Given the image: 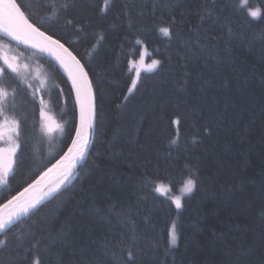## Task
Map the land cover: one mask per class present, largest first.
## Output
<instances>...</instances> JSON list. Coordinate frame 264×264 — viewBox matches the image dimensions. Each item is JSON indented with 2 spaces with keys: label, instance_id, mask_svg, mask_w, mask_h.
I'll use <instances>...</instances> for the list:
<instances>
[{
  "label": "trees",
  "instance_id": "trees-1",
  "mask_svg": "<svg viewBox=\"0 0 264 264\" xmlns=\"http://www.w3.org/2000/svg\"><path fill=\"white\" fill-rule=\"evenodd\" d=\"M114 2L105 14L100 11L105 0H17L33 23L54 20L52 13H59L58 23L46 22L48 34L62 37L85 65L97 120L74 178L0 234L6 241L0 245V264H33L37 259L41 264H113V253L127 264L123 242L130 227L137 234V264H264V22L249 23L250 18L225 10L237 34L228 49L219 39V27L209 31L205 25L199 37L217 38L207 42L219 49L221 63L197 51V56L189 54L185 68V42L197 39L189 27L198 23V12L213 7V0H171L174 8L169 0ZM227 2L216 0V7ZM249 5L264 10L262 0H249ZM173 16L187 22L177 28L179 37L159 31ZM74 18H91V26L78 33L65 25V19ZM145 33L147 55L135 43ZM0 43L15 46L27 59L37 57L47 76L46 88L35 97L34 87L19 74L3 82L10 93L6 115L20 122L27 138L15 178L0 186L3 204L65 152L78 114L70 82L51 59L2 36ZM141 55L163 65L152 72L141 70L136 89L129 92L136 79L131 62ZM186 71L188 83L181 86ZM42 95L47 115L63 125L55 136L42 128ZM205 124L212 129L210 136L203 131ZM188 162L198 185L177 208L174 197L189 175L183 167ZM145 175L148 181H142ZM169 178L171 192L155 191L161 182L168 185ZM114 204L117 212L127 210L126 218L108 213ZM173 225L175 246L170 244Z\"/></svg>",
  "mask_w": 264,
  "mask_h": 264
},
{
  "label": "snow or ice",
  "instance_id": "snow-or-ice-1",
  "mask_svg": "<svg viewBox=\"0 0 264 264\" xmlns=\"http://www.w3.org/2000/svg\"><path fill=\"white\" fill-rule=\"evenodd\" d=\"M161 2H163V0H161ZM262 2H264V0H262ZM169 6L173 8L177 7V5L171 3V0H169ZM68 7L69 5H64L65 10H67ZM113 7H115L114 0H105L104 7L101 8L100 11L106 14L109 8ZM227 9H230L233 15H243L250 18L249 23L256 21L264 22V10L260 7H251L249 5V0H228L227 3L223 4V7L219 8L216 7V0H213V7H205L198 12V23L189 27L190 31L196 33L197 39L195 41L185 42V48L187 49V53L183 56L185 68L187 67L189 54L191 56H197V51L204 54L205 59H215L217 64L221 63L219 59V49L213 50L207 42L208 40L217 38L209 36L205 40H201L199 37L205 25L209 27V31H211L214 26L219 27L222 32V36L219 39L223 41L225 49L227 50L228 45H230L234 39H237V34L233 30L231 22L223 15ZM85 10H87V8H85ZM30 16L31 13L26 14V12L22 10L21 5L17 3V0H0V32H3L18 44H23L42 53H47L48 56L52 57L67 73L71 80L72 88L75 91V100L78 106V123H76L75 127L72 129L74 138L71 139V146L68 147L66 152L59 156L56 163L45 171L37 173V178L28 183L26 187H23L22 191H18L15 194L10 193L6 202L0 204V211L9 209L8 212L0 214V232L8 229L13 225L14 221L18 220L20 217L26 216L33 210H38L37 206L40 205L42 201L56 193L65 182H70L74 178L77 165L85 159V154L89 147L90 136L97 120L96 95L93 91L92 81L89 79V74L85 65L65 46V43L61 42L63 39L62 37L57 38L55 32L48 34L51 29L50 27H46V22L49 26L53 22L58 23L60 20L59 13H52L54 20L51 18H47V21L46 19H40L36 23L31 21ZM185 23L187 22L178 21L173 16L168 21V26L159 28V31L169 37L173 35L179 37L177 28L183 26ZM65 25L73 28L78 33H85L87 28L91 26V18L83 21L75 18L65 19ZM42 28H44L43 31L41 30ZM101 39H103V37H101ZM125 39L127 40L128 37H125ZM146 39L147 33H145V39L135 40V43L141 45L145 52H147ZM0 60L3 61V63L0 64V139L7 145V147L0 148V185H6L9 184L10 176L13 179L15 178L23 161L25 149L27 148V138L21 135L20 122L15 119L9 121L6 115V112L11 110L6 102L10 93L2 86L3 82L10 74H19L20 66L16 63V57L3 55L0 57ZM131 63L136 69V79L132 81L129 92L136 89L137 82L140 79L141 69L152 72L163 65L160 59H152L151 63L145 65L143 55L140 56L138 64L136 62ZM24 67L27 68V65H24ZM189 75L190 73L187 71L184 73L185 78L182 80L181 86L187 85V77ZM43 83L44 81H41V84ZM28 87L31 88V85H28ZM224 87H228L227 83H225ZM60 91L62 92V89ZM12 95L14 97L15 89ZM33 96L35 97V92H33ZM125 99H127V97H125ZM39 103L41 105L40 115L41 117H45L44 107H46V105L42 96L39 97ZM45 119H47L48 122L44 123L42 128L47 131L48 134H51L56 129L63 132V125L55 124L50 118L45 117ZM176 123L179 124L180 121L177 120ZM202 127L206 135L210 136L212 134V129L207 124ZM193 142L203 143V140L194 138ZM183 167L188 171L189 175L186 180L182 181L183 186L179 189L180 195L174 197L177 208L182 207V198L185 195L193 193L198 185V177L194 178L196 173L191 167V162L185 163ZM56 170L59 172V179L54 185L47 184L46 178ZM141 179L142 181H148L150 178L145 175ZM151 183L156 184V181L152 180ZM173 186L174 183L171 178H169L168 185L161 182L155 187V191L169 193L172 191ZM117 207L118 206L115 204L109 206L108 213L115 214L118 218H126L128 215L127 210L121 207L120 211L117 212ZM95 211L102 220L107 219V216L100 209H96ZM109 227H111L110 221ZM49 240L55 243L56 238L50 235ZM136 241V231L134 228L130 227L128 238L123 242L126 248L127 264H137L136 249L138 245ZM5 243L6 241L0 240V245H4ZM38 243L39 242H37V244ZM177 243L178 236L176 234L175 225H173L170 244L175 246ZM33 247H36V245ZM33 264H41V261L37 259ZM113 264H121L120 259L116 257L114 253Z\"/></svg>",
  "mask_w": 264,
  "mask_h": 264
},
{
  "label": "rangeland",
  "instance_id": "rangeland-1",
  "mask_svg": "<svg viewBox=\"0 0 264 264\" xmlns=\"http://www.w3.org/2000/svg\"><path fill=\"white\" fill-rule=\"evenodd\" d=\"M0 48L2 49V56L3 55H7L8 57H16V63L20 66V72H19V76H21L23 79H28L30 84L34 87V90L36 94V96H39V92L42 88H46L45 86H47V76L45 75L44 69L42 67V64L39 62V59L37 57H32L33 59H27L25 57H22L15 49L16 47L13 45H7L4 43H0ZM141 53H144L145 55H147L148 53L144 51V48L142 49ZM144 56V55H143ZM147 56H144V60H145V65L151 63V61H149L147 58ZM140 59V57H139ZM139 59H134V62H136L138 64ZM136 60V61H135ZM56 64V63H55ZM24 65H27V68L24 67ZM57 65V64H56ZM58 66V65H57ZM58 68L66 75V73L61 69L60 66H58ZM132 69H133V73L135 74V68L133 67L132 64ZM142 71H145L143 69H141ZM67 77V75H66ZM41 81H44L43 84H41ZM72 88V86H71ZM44 101H45V105L47 99L45 98V95H42ZM44 113H45V117L50 118V120L52 122H54L55 124H58L54 119H52V117L47 115V105L46 107H44ZM45 117H43V124L47 123L48 120L45 119ZM9 119V121L13 120ZM44 132L46 134L47 131L44 130ZM59 132V129H56L55 131H53L51 134H48L50 136H55L57 133ZM7 147V145L4 143V141L2 139H0V148H4Z\"/></svg>",
  "mask_w": 264,
  "mask_h": 264
},
{
  "label": "water",
  "instance_id": "water-1",
  "mask_svg": "<svg viewBox=\"0 0 264 264\" xmlns=\"http://www.w3.org/2000/svg\"><path fill=\"white\" fill-rule=\"evenodd\" d=\"M43 31V30H42ZM0 36H2L3 38H5L6 40H8V41H11V42H16V41H13L10 37H8V36H6L3 32H0ZM17 43V42H16ZM63 43V42H62ZM21 46H24V47H26V48H28V49H30V50H32V51H34V52H37V53H40V54H42V55H44V56H46L47 58H49V59H51L54 63H56V61L52 58V57H50V56H48V54L47 53H42V52H40V51H38V50H36V49H32V48H30V47H28V46H26V45H23V44H20ZM66 46V45H65ZM66 47H68V46H66ZM69 48V47H68ZM70 49V48H69ZM71 50V49H70ZM72 51V50H71ZM74 54V53H73ZM75 55V54H74ZM77 59H79L78 57H77ZM82 63V62H81ZM57 64V63H56ZM58 65V64H57ZM59 66V65H58ZM63 71H64V69L63 68H61ZM65 72V71H64ZM66 73V72H65ZM66 75H67V73H66ZM67 78H68V80H69V82H70V85L72 86V84H71V80H70V78L68 77V75H67ZM90 79V78H89ZM93 88V87H92ZM72 90H73V94H74V97H75V91H74V89L72 88ZM76 101V100H75ZM76 106H77V104H76ZM77 114H78V106H77ZM77 123H78V118H77ZM94 131H95V127H94V129H93V131H92V134H91V136H90V142H89V147H88V151H89V148H90V146H91V144H92V141H93V134H94ZM73 138H74V136H73ZM71 146V142H70V144H69V146L68 147H70ZM68 147H67V149H68ZM67 149L65 150V152L67 151ZM88 151H87V153H88ZM87 153L85 154V156L87 155ZM59 159V158H58ZM83 161V160H82ZM81 161V162H82ZM80 162V163H81ZM56 163V161L55 162H53L49 167H52V165L53 164H55ZM80 163L77 165V167L80 165ZM48 167V168H49ZM59 179V172H58V170H56V171H53L47 178H46V183L47 184H55L56 182H57V180ZM62 186V185H61ZM61 186H60V188H61ZM22 191V190H21ZM55 194V193H54ZM53 196V195H52ZM51 197V196H50ZM50 197H48L47 199H49ZM46 199V200H47ZM46 200H44V201H46ZM44 201H42L41 203H43ZM9 211V209H3L2 211H0V214H3V213H6V212H8ZM22 217H24V216H22ZM22 217H20L18 220H20ZM18 220H16V221H14V223L15 222H17ZM13 223V224H14ZM2 232H0V234H1Z\"/></svg>",
  "mask_w": 264,
  "mask_h": 264
}]
</instances>
